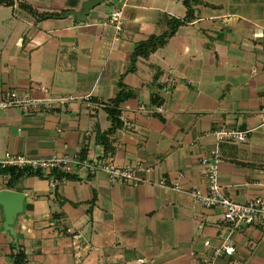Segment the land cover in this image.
Returning <instances> with one entry per match:
<instances>
[{
    "label": "crops",
    "instance_id": "0c3cea01",
    "mask_svg": "<svg viewBox=\"0 0 264 264\" xmlns=\"http://www.w3.org/2000/svg\"><path fill=\"white\" fill-rule=\"evenodd\" d=\"M4 1L0 99L16 92L75 100L28 113L0 110V160L58 156L143 170L135 187L82 169L53 186L25 176L8 189L9 176H0V191L24 196L14 237L0 207V264H14L19 250L25 264H264L261 230L231 229L220 209L187 193L205 190L200 159L223 127L248 136L242 145H218L220 184L237 203L264 198V0L251 10L241 8L248 0H199L193 20L146 60L137 58L130 73L135 45L182 19V0H107L84 22L65 13L85 0ZM113 12L120 31L108 22ZM118 83L133 96L121 106L122 128L107 136L113 151L105 156L96 134L111 127L105 107ZM223 246L233 253L215 256Z\"/></svg>",
    "mask_w": 264,
    "mask_h": 264
},
{
    "label": "built area",
    "instance_id": "2783aa9c",
    "mask_svg": "<svg viewBox=\"0 0 264 264\" xmlns=\"http://www.w3.org/2000/svg\"><path fill=\"white\" fill-rule=\"evenodd\" d=\"M120 12H113L108 22L113 25L116 31H120ZM75 98L67 96L60 99L52 97H43L34 99L28 94H18L16 92H6L0 99V110L19 109L26 113L32 112L40 107L51 109L56 105H63L67 102L74 101ZM261 126H264V109L261 110ZM215 144L209 154L200 159L203 167V177L205 181V190L193 189L187 191L194 202L200 204L206 209H220L222 211V220L231 229L236 228H258L264 233V198L255 197L245 203H237L231 200L219 180V153L218 145L221 143H231L242 145L247 142V131H236L226 128H220L212 133ZM0 167H14L20 170L29 169L32 172L41 174L44 178L50 177L53 170H59L66 174L76 173L78 170H85L93 174L101 171L106 174L112 184L127 183L132 186L139 185L142 181L136 175L142 171L141 166L117 168L112 163L106 161H80L79 159H70L67 157L52 156L47 159H30L19 155L6 153L0 160ZM53 186L54 180L50 177L47 179ZM164 187L163 182L158 183ZM264 188V185H261ZM173 191L183 192L180 186L175 185ZM204 245L207 247L208 242ZM234 249L232 247H221L215 249V256L222 253L231 255ZM142 262V261H138Z\"/></svg>",
    "mask_w": 264,
    "mask_h": 264
},
{
    "label": "trees",
    "instance_id": "16d2710c",
    "mask_svg": "<svg viewBox=\"0 0 264 264\" xmlns=\"http://www.w3.org/2000/svg\"><path fill=\"white\" fill-rule=\"evenodd\" d=\"M0 4L8 3L4 0H0ZM182 4L186 10L185 16L182 19L169 20L167 22L168 30L165 33L161 34L160 36H151L146 41L135 45L132 53L130 67L126 71L127 73L133 72L135 61L137 58H143L144 60H146L150 54L154 53L156 50L165 45L166 41L174 35L176 29L179 26L185 25L193 20V6L199 4V0H182ZM22 7L31 13H35L34 11H31L27 6ZM44 17L45 15H41L40 19ZM118 87L120 89L119 92L114 96V98L108 101V105L105 107V112L110 119L111 127L106 131V133L98 132L96 134V142L102 146L105 156L112 153L113 151L112 143L107 139V136L113 135L116 130L122 128V122L120 121L121 106L133 96L132 92L127 90L121 83H118ZM0 176H9V180L5 185L8 189H11L13 183L25 176H35L39 178L43 177L41 174L32 172L29 169L20 170L14 167H0ZM50 177L54 180V182L75 178L72 174H66L60 172L59 170L51 171ZM50 177H47L46 179ZM12 259L14 264H25L26 262V257L22 250H19L15 255H12Z\"/></svg>",
    "mask_w": 264,
    "mask_h": 264
},
{
    "label": "water",
    "instance_id": "95a60500",
    "mask_svg": "<svg viewBox=\"0 0 264 264\" xmlns=\"http://www.w3.org/2000/svg\"><path fill=\"white\" fill-rule=\"evenodd\" d=\"M107 0H85L82 2L79 11H67L66 16H72L78 22H84L89 12L104 4ZM24 196L10 190L0 191V207L3 214V229L14 237L12 226L16 216L22 212Z\"/></svg>",
    "mask_w": 264,
    "mask_h": 264
},
{
    "label": "rangeland",
    "instance_id": "374dc122",
    "mask_svg": "<svg viewBox=\"0 0 264 264\" xmlns=\"http://www.w3.org/2000/svg\"><path fill=\"white\" fill-rule=\"evenodd\" d=\"M249 6V9H254L256 8V6H260V0H248V4L243 3V5L241 6L242 9H246Z\"/></svg>",
    "mask_w": 264,
    "mask_h": 264
}]
</instances>
